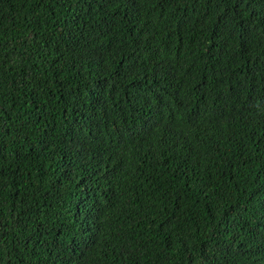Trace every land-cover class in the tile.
Masks as SVG:
<instances>
[{"label":"trees","instance_id":"16d2710c","mask_svg":"<svg viewBox=\"0 0 264 264\" xmlns=\"http://www.w3.org/2000/svg\"><path fill=\"white\" fill-rule=\"evenodd\" d=\"M0 264H264V0H0Z\"/></svg>","mask_w":264,"mask_h":264}]
</instances>
